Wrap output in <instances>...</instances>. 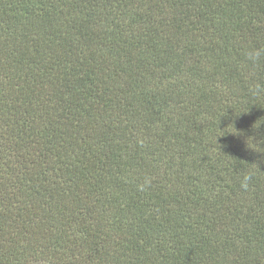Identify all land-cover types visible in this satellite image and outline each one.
I'll return each instance as SVG.
<instances>
[{"label":"trees","instance_id":"1","mask_svg":"<svg viewBox=\"0 0 264 264\" xmlns=\"http://www.w3.org/2000/svg\"><path fill=\"white\" fill-rule=\"evenodd\" d=\"M254 48L264 0H0V264H264Z\"/></svg>","mask_w":264,"mask_h":264},{"label":"clouds","instance_id":"2","mask_svg":"<svg viewBox=\"0 0 264 264\" xmlns=\"http://www.w3.org/2000/svg\"><path fill=\"white\" fill-rule=\"evenodd\" d=\"M248 59L252 61L253 63L257 62L261 56H264V49H250L248 54ZM260 88V85H256L254 89H251L252 91H258ZM252 179V176L250 174H244L243 178L241 180V188L244 190H247L249 187V181ZM149 181H145V183H148ZM143 186H141L142 188Z\"/></svg>","mask_w":264,"mask_h":264}]
</instances>
